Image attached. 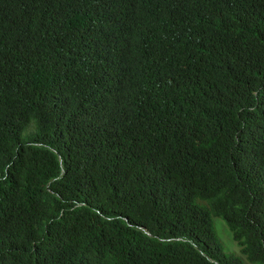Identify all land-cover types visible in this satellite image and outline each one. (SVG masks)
Here are the masks:
<instances>
[{
  "label": "trees",
  "instance_id": "16d2710c",
  "mask_svg": "<svg viewBox=\"0 0 264 264\" xmlns=\"http://www.w3.org/2000/svg\"><path fill=\"white\" fill-rule=\"evenodd\" d=\"M250 262L264 0H0V264Z\"/></svg>",
  "mask_w": 264,
  "mask_h": 264
},
{
  "label": "rangeland",
  "instance_id": "374dc122",
  "mask_svg": "<svg viewBox=\"0 0 264 264\" xmlns=\"http://www.w3.org/2000/svg\"><path fill=\"white\" fill-rule=\"evenodd\" d=\"M213 219L215 229L217 230V233L220 236L221 240L224 242L225 248L240 255L247 262L248 260L245 258V256L241 255L239 249H237L238 246H236V243H234V241L232 240L231 234L226 225L224 224L222 218L216 216ZM250 264L254 263L250 262Z\"/></svg>",
  "mask_w": 264,
  "mask_h": 264
},
{
  "label": "clouds",
  "instance_id": "9594fccd",
  "mask_svg": "<svg viewBox=\"0 0 264 264\" xmlns=\"http://www.w3.org/2000/svg\"><path fill=\"white\" fill-rule=\"evenodd\" d=\"M237 249H238V247H237Z\"/></svg>",
  "mask_w": 264,
  "mask_h": 264
}]
</instances>
